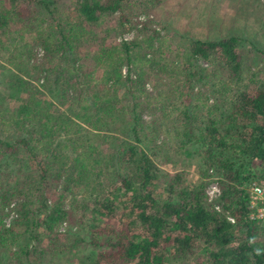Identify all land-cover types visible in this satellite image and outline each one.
Masks as SVG:
<instances>
[{"label":"trees","instance_id":"obj_1","mask_svg":"<svg viewBox=\"0 0 264 264\" xmlns=\"http://www.w3.org/2000/svg\"><path fill=\"white\" fill-rule=\"evenodd\" d=\"M160 1L0 0V98L15 102L0 120V264H264L248 191L264 180V69L246 79L234 35L171 44L149 18Z\"/></svg>","mask_w":264,"mask_h":264},{"label":"rangeland","instance_id":"obj_2","mask_svg":"<svg viewBox=\"0 0 264 264\" xmlns=\"http://www.w3.org/2000/svg\"><path fill=\"white\" fill-rule=\"evenodd\" d=\"M149 12V18L155 21V28L160 31L163 37L173 41L171 44L176 40L179 42L178 37L175 40V36H172L174 32L189 33L194 38L208 40H220L234 35L244 39L239 49L244 62L246 79L250 72L264 69V0H161ZM68 13L70 14V10ZM71 16L74 19L77 18L75 14H71ZM117 16L118 14H115L113 19L108 20L111 26L117 24ZM146 18L145 15L140 17L142 20ZM137 35V28L131 26L129 31L119 35L111 34L106 43L111 44L114 40L115 42L123 39L132 40ZM37 51L41 52L39 49ZM201 63L208 66L207 63ZM7 69L10 68L7 67ZM5 73L8 74V70H5ZM262 77H264L263 74ZM3 80L4 78L0 75V88L3 86L1 83ZM37 90L41 89L34 88L33 92H37ZM14 104V101L8 103L5 98H0V120L13 110ZM55 105L65 113L69 111L67 101H58ZM144 118L148 120L149 116L145 115ZM162 137L169 140L165 132L162 133ZM171 155L170 161H161L163 151L158 152L157 149L152 153L154 160L159 162L158 164L165 170L170 172L183 171L186 173L185 176L189 182H198L201 179L195 160L187 156V159L182 162V157L178 151H173ZM216 176L220 178L219 175ZM53 182L55 187H60L62 180L56 178ZM51 198L54 199L55 196L52 195ZM261 241L262 237H258L255 243L260 245Z\"/></svg>","mask_w":264,"mask_h":264},{"label":"built area","instance_id":"obj_3","mask_svg":"<svg viewBox=\"0 0 264 264\" xmlns=\"http://www.w3.org/2000/svg\"><path fill=\"white\" fill-rule=\"evenodd\" d=\"M249 191V209L250 218L256 221L259 225L264 227V180L253 181L248 187ZM222 193L221 184L219 178L214 175L210 178V181L206 187V194L208 201H216ZM215 209L221 211V206L215 204ZM227 219L231 223H235V218L231 215H227Z\"/></svg>","mask_w":264,"mask_h":264}]
</instances>
